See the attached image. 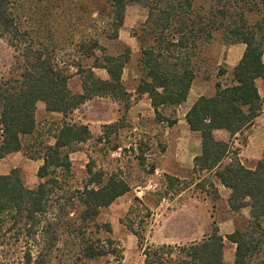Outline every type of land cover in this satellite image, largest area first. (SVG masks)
Returning <instances> with one entry per match:
<instances>
[{"label": "trees", "instance_id": "1", "mask_svg": "<svg viewBox=\"0 0 264 264\" xmlns=\"http://www.w3.org/2000/svg\"><path fill=\"white\" fill-rule=\"evenodd\" d=\"M87 1L95 13L90 18L92 27L100 30L103 38L100 32L86 38L80 34L78 41L70 40L67 45L59 41L52 26L40 28L43 17L53 24L57 10L68 7L63 6V0H44L43 7L36 10H42L40 19L24 7L23 0H0V39L13 51L12 63L0 73V158L21 151L29 159L41 160L33 187L24 184L16 168L0 174V259L15 257L18 264H52L58 257L57 261L64 263L60 256L66 254L59 245L69 247L67 253L74 263L101 257L122 259L117 241L97 236L101 230L111 231L97 216L101 208L127 192L129 185L115 172H92L87 165L86 183L81 188L69 187V153L90 138V131L87 125L68 122L65 117L95 96L123 100L128 108L130 94L122 84V73L130 48L111 54L101 39L117 40L125 7L136 2L146 8L147 17L135 35L140 76L134 91L147 96L155 120H164L168 126L174 125L176 118H166L162 109L185 101L206 46L215 38L244 45L230 83L215 82L214 93L200 95L184 120L200 137L192 173L208 172L227 188L231 211L249 209L248 218L236 220L233 231L225 237L234 245L231 263L223 261L224 238L212 221L211 231L199 241L144 245L140 264H264V148L251 168L238 157L244 143L242 133L261 114L263 105L256 80H264V0ZM80 2L74 0L73 4ZM29 21L30 27H25ZM61 52L64 55L59 59L56 55ZM95 69L104 70L106 78L98 77ZM224 73L220 68L219 75ZM73 76L79 78V93L68 87ZM38 101L45 104L46 111L60 113L62 120L53 144H42L35 151L22 140L34 131ZM214 130L226 131L229 139H215ZM134 201L149 217L148 208L138 198ZM126 228L142 246L144 236L134 230L131 220Z\"/></svg>", "mask_w": 264, "mask_h": 264}, {"label": "rangeland", "instance_id": "2", "mask_svg": "<svg viewBox=\"0 0 264 264\" xmlns=\"http://www.w3.org/2000/svg\"><path fill=\"white\" fill-rule=\"evenodd\" d=\"M63 1V6L68 7L57 10L53 24H50L48 18L43 17L44 21L40 22L41 31L52 26L57 30L59 41L67 45L70 40L78 41L80 34L86 38L90 34L100 32L99 36L103 38L101 31L92 27L90 18L94 17L95 13H91L89 1L76 0L82 1L78 4H73L74 0ZM42 2L44 0H23L25 8L29 7L32 14L35 11L34 18H39L43 14L41 9L39 12L36 11L37 8L43 7ZM63 8H67V12L63 11ZM79 16L82 18L76 21ZM146 17L147 10L144 6L136 2L129 3L124 10V19L117 40L101 39L111 54L122 52L125 46L130 48V59L122 73V84L130 94L128 108H124L123 100L95 96L65 117L68 122L87 125L90 131V138L69 153L71 162L70 175L67 178L69 187L81 188L86 183L87 165L92 172L99 170L105 174L115 172L129 185L127 192L101 208L97 216L98 222L108 223L111 229L110 233L101 230L97 236L117 241L122 249V259L115 261L111 257H101L74 263L72 256L67 253L69 247L63 248L59 245L62 254H66L59 255L64 263L57 261L60 260L57 257L52 264H65L66 261L67 264H140L144 258V245H182L199 241L211 231L212 221L224 238L223 261L231 263L233 260L232 245L225 238L229 229H226L223 223L233 222L234 229L236 220L248 218L243 217L246 210L241 208L236 213L229 209L226 191L215 183L217 181L210 173L205 171L192 173L193 157L200 151V137L197 132L190 131L185 123L183 116L185 106L174 108L166 106L162 109L166 118L171 116L176 118V123L168 126L164 120L161 122L155 120L147 96H138L134 91L140 76L136 64L139 44L135 35L140 33V27ZM24 24L25 27H30V21ZM243 49L242 43L228 44L219 38H215L207 45L199 57L200 69L192 80L191 95L196 96L201 91L203 95L210 96L214 93L215 82L230 83L232 68L241 57ZM68 51L69 49L66 52ZM12 55V49L0 39V73L7 71L8 65L12 63ZM63 55L62 52L57 53L56 57L60 59ZM262 61L264 62V53ZM220 68L225 69L223 75H219ZM94 72L100 78L105 77V71L101 69H95ZM256 86L263 101L262 111L252 125L243 131L244 143L238 155L240 162L248 168L255 165L264 148V80L257 79ZM68 87L73 93H79L81 91L79 78L73 76L69 79ZM34 116V131L22 141L24 145L32 146L36 151L42 144H53V136L62 115L46 111L45 104L38 101L35 104ZM213 135L217 140L229 139L228 133L224 130H215ZM234 144L237 145L235 141ZM16 152L18 153L13 156L18 157L20 162L15 168L18 169L24 184L33 187L37 183L36 173L41 160L29 159L23 152ZM11 169L13 168H0V174H6ZM169 177L177 178L179 181L170 180ZM134 198H138L148 208L149 217H146L145 211ZM129 220L133 222L134 230L144 236L142 246H138L136 237L126 228ZM0 264L18 263L13 257L0 259Z\"/></svg>", "mask_w": 264, "mask_h": 264}, {"label": "crops", "instance_id": "3", "mask_svg": "<svg viewBox=\"0 0 264 264\" xmlns=\"http://www.w3.org/2000/svg\"><path fill=\"white\" fill-rule=\"evenodd\" d=\"M105 78H106V73H105V77H103L102 79H105ZM200 95H203V93L201 91L199 93H197L196 96H192L191 93H190V89H189L185 101L182 102L180 105H178V107L181 106V105H184L185 106V111H184L183 116L185 115V113L189 109V107L193 104V102ZM16 153H18V152H11V153L6 154L5 157L0 158V168H15L19 164V162H20V160H19L18 157L13 156ZM216 181L217 182H215V183H217L219 186H221L224 189V191H226V198H228L230 191L227 188L223 187L217 179H216ZM242 209L246 210V212L245 211L243 212V215H244L243 217H247L248 216V211H249L248 207H244ZM223 224L225 225L226 229H229V230H227L226 235L230 234L231 231L233 230L232 229L233 228V226H232L233 225V222L226 221ZM231 245H232V249L231 250L234 252V245L232 243H231ZM263 258H264V255H263Z\"/></svg>", "mask_w": 264, "mask_h": 264}]
</instances>
